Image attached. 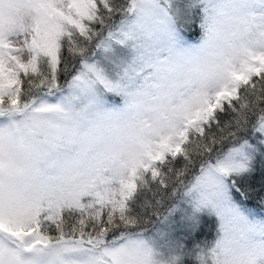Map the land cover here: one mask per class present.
Wrapping results in <instances>:
<instances>
[{"label":"snow or ice","instance_id":"obj_1","mask_svg":"<svg viewBox=\"0 0 264 264\" xmlns=\"http://www.w3.org/2000/svg\"><path fill=\"white\" fill-rule=\"evenodd\" d=\"M0 264H264V0H0Z\"/></svg>","mask_w":264,"mask_h":264},{"label":"trees","instance_id":"obj_2","mask_svg":"<svg viewBox=\"0 0 264 264\" xmlns=\"http://www.w3.org/2000/svg\"><path fill=\"white\" fill-rule=\"evenodd\" d=\"M204 232H205V233H208V235L205 236V235L202 234V235L200 236V239H201V240H203V239H208V238L211 239V238H212V235L214 234V233H209V230H208L207 227H205Z\"/></svg>","mask_w":264,"mask_h":264},{"label":"rangeland","instance_id":"obj_3","mask_svg":"<svg viewBox=\"0 0 264 264\" xmlns=\"http://www.w3.org/2000/svg\"><path fill=\"white\" fill-rule=\"evenodd\" d=\"M208 239H210V238H208Z\"/></svg>","mask_w":264,"mask_h":264}]
</instances>
